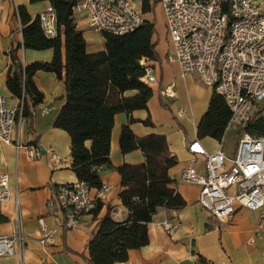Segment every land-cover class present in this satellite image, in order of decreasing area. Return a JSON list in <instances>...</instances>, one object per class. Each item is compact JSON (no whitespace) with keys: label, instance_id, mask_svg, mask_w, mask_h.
<instances>
[{"label":"crops","instance_id":"1","mask_svg":"<svg viewBox=\"0 0 264 264\" xmlns=\"http://www.w3.org/2000/svg\"><path fill=\"white\" fill-rule=\"evenodd\" d=\"M259 1L264 7V0ZM49 6L48 2L31 4L30 0H5L0 6V95L5 98H13L7 87L9 75L16 70L11 55L13 50H16L17 61L23 67L36 62L50 63L54 57L52 50L35 52L24 48L21 22L15 7H26L35 19ZM136 6L142 10L143 0ZM77 26L84 33L89 53L105 50L103 37L98 40L91 36L83 22H77ZM157 32L154 41L158 40L156 51L159 59L149 61V64L154 68L159 84L150 86L153 97L148 110L133 113L132 117L137 122L131 125V130L139 138L152 135L166 137L170 153L178 160V165L170 171L175 182L171 188L183 197L187 207L180 211L160 209L149 226L150 244L131 251L128 261L121 264H198L197 255L213 264H264V238H256L258 213L241 209L230 221L218 222L199 205L201 188L180 183L182 171L193 160L188 147L198 139L199 124L208 112L214 91L205 87L195 75L182 78L178 64L168 62L170 46L165 19L163 37L159 28ZM63 52L66 57L65 48ZM34 81L44 95V102L34 110V117L27 118L25 124L18 128V134L24 144L37 141L43 157L31 161L23 150L18 152L11 146L0 147V174L10 176L11 190L14 195L18 192L19 199L18 209L14 201L0 209V236H11L20 219L27 235L24 264H89V244L98 233L101 222L108 215L118 223L125 222L129 216L120 198L124 188L117 169L125 164H143L146 158L140 150L127 155L122 153L120 137L123 128L129 125V117L119 114L112 133V168L101 170L103 186H108L109 191H90L96 205L101 203L102 209L97 216H85L78 229H64L60 213L51 209L49 202L55 187L79 183L72 171V140L68 133L54 127L65 103L67 89L64 81L51 73L39 72ZM171 84H174L176 99L166 101L161 92ZM17 102L16 99V105ZM47 109L49 114H42ZM180 112L184 113L183 117L179 116ZM148 119L153 123L152 127L144 124ZM200 141L211 152L216 151L220 144L212 139ZM53 154L61 159L58 167L54 166ZM197 168L200 173L204 172L201 158ZM41 219L48 231L54 232V244L46 248L40 244L43 236ZM166 220L172 225L170 232L162 226ZM253 239H256L255 245L251 246L249 241ZM0 264H18V258L0 257Z\"/></svg>","mask_w":264,"mask_h":264},{"label":"built area","instance_id":"2","mask_svg":"<svg viewBox=\"0 0 264 264\" xmlns=\"http://www.w3.org/2000/svg\"><path fill=\"white\" fill-rule=\"evenodd\" d=\"M5 0H0V6ZM73 9L77 22H83L89 30L114 36L135 33L145 23L140 0H76ZM160 2L165 16L169 41L167 60L176 63L182 78L195 75L200 82L223 97L232 112L230 126L239 131L260 119L264 124V7L259 0H151ZM16 8L20 20L19 8ZM44 35L49 39L58 36V21L50 5L38 15ZM81 18V19H80ZM22 24L20 30L22 31ZM1 55V54H0ZM142 82L158 85L154 68L147 60ZM25 69V67H24ZM166 101L176 99L174 84L161 92ZM25 96L15 107H8L0 95V147L11 146L23 150L31 161L43 157L40 148L24 144L18 128L25 124ZM33 109V113H34ZM48 115L49 110L42 111ZM183 117L184 113L180 112ZM192 164L185 168L180 183L201 188L199 205L218 222L225 223L245 209L258 213L256 238H264V138L248 133L240 137L237 151L228 154L224 145L214 152L196 139L188 147ZM202 159L204 172L197 165ZM54 166L61 159L53 154ZM90 189L82 183L63 185L49 207L58 206L65 211L66 229L76 230L85 216L97 208ZM103 186L100 192H108ZM19 208L18 192L11 190L10 176L0 174V209L9 202ZM43 236L42 247L54 244V232L48 231L40 220ZM163 228L170 232L172 225L166 220ZM25 234L21 220L11 236H0V257H17L24 264ZM256 239L249 241L255 245Z\"/></svg>","mask_w":264,"mask_h":264},{"label":"trees","instance_id":"3","mask_svg":"<svg viewBox=\"0 0 264 264\" xmlns=\"http://www.w3.org/2000/svg\"><path fill=\"white\" fill-rule=\"evenodd\" d=\"M31 4L48 2L55 10L58 21V36L47 38L38 16L33 19L26 7H19V16L26 50L43 52L52 50V62H36L24 69L11 52L16 70L9 75L7 87L13 98L25 96L24 117L32 119L33 109L44 102V95L37 88L34 78L39 72L55 74L64 81L67 89L65 103L54 127L68 133L72 140V171L79 183L90 190L103 187L101 170L112 168L110 159L112 133L119 114L129 117V125L123 128L120 147L124 155L143 152L146 161L140 165L125 164L117 169L122 178L124 191L120 198L129 216L125 222H116L108 215L100 224L98 233L89 244V264H121L129 259L131 251L150 244L149 226L160 209L180 211L187 207L183 197L171 186L175 183L170 171L178 160L169 150L165 136H135L131 125L137 122L132 115L148 110L153 90L142 82L143 60L157 61L158 36L154 18L145 19L144 25L135 33L114 36L103 33L105 50L88 52L84 33L78 29L74 15L76 0H30ZM157 3L143 0L144 16L153 14ZM64 48L66 57L64 56ZM232 112L226 100L214 92L208 112L198 127V139L223 142L230 127ZM153 126L150 119L144 122ZM257 138H264V124L253 121L246 131ZM90 143V146L88 144ZM40 148L38 142L30 144ZM54 189L53 200L58 190ZM102 209L91 212L97 216ZM62 217L66 229L65 211L55 208ZM90 214V215H91ZM198 264H213L200 255Z\"/></svg>","mask_w":264,"mask_h":264},{"label":"rangeland","instance_id":"4","mask_svg":"<svg viewBox=\"0 0 264 264\" xmlns=\"http://www.w3.org/2000/svg\"><path fill=\"white\" fill-rule=\"evenodd\" d=\"M156 3H157L156 10L154 11V13L152 15L149 14L148 16L150 18L148 17L147 19L149 20L151 18H154L156 20L157 28H159L160 35H161V37H163V20L165 19L164 11H163L162 6L160 5V2H156ZM260 3H261V1H260ZM145 19H146V16H145ZM90 32H91V34H90L91 36H94L98 40L101 39V37H102L101 33L94 32L93 30H90ZM167 38H168V36H167ZM96 43H98V42H96ZM168 43H169V41H168ZM6 100H7L8 107H14L16 105V99L15 98L6 97ZM240 137H241V135L239 133L238 128H236L235 126H231L226 133L224 141L222 143H220V145H224L226 152L234 155L237 151L238 144L240 141ZM217 146H219V145H217Z\"/></svg>","mask_w":264,"mask_h":264}]
</instances>
